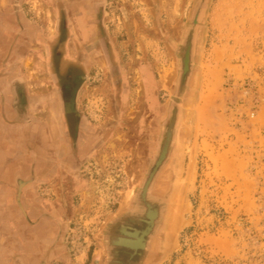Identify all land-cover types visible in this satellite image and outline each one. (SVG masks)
I'll use <instances>...</instances> for the list:
<instances>
[{"label":"rangeland","instance_id":"obj_1","mask_svg":"<svg viewBox=\"0 0 264 264\" xmlns=\"http://www.w3.org/2000/svg\"><path fill=\"white\" fill-rule=\"evenodd\" d=\"M80 1L23 0L24 39L17 51L10 48L13 64H20L13 76L25 77L28 95L34 93L30 126L10 127L15 171H45L53 137L43 118L73 116L63 107L55 73L66 80L73 70L84 78L82 138H107L80 178L69 170L76 181L65 200L77 208L67 235L74 264H104L103 234L142 190L151 149L139 139L153 90L162 115L176 103L179 122L168 163L174 176L162 175L150 191L168 203L155 239L163 249L145 264H264V0L210 1L188 87L179 85V55L197 0H87L81 11ZM81 16L90 31L79 27ZM9 30L0 32V58ZM152 118L150 110V125ZM68 129L72 134L73 125ZM67 135L62 149L72 155Z\"/></svg>","mask_w":264,"mask_h":264},{"label":"flooded vegetation","instance_id":"obj_2","mask_svg":"<svg viewBox=\"0 0 264 264\" xmlns=\"http://www.w3.org/2000/svg\"><path fill=\"white\" fill-rule=\"evenodd\" d=\"M10 3L11 0H2L1 8L8 7ZM87 3V0L78 2V9L84 10ZM11 5L15 6L14 0ZM95 9L99 10L96 4ZM78 25L87 29L88 26L93 28L90 20L82 16L78 20ZM2 74L0 72V78L4 79L7 72ZM54 77L58 84H62L60 91L63 107L73 116L63 120L50 118L48 115L43 118L45 121L43 130L53 137L51 142L49 141V148H46L45 171L36 173L32 170L31 174H27L25 170V174L22 175V169L16 170V179L20 182L12 184L10 191L6 192L4 205L0 207V264H74L67 235L77 208L73 202L67 203L65 200L69 194L70 196L74 194L76 181L68 176L71 174L69 170L79 177L85 163L97 154L98 148L107 143V138L98 140L97 136L93 135H89V139L82 138L86 121L79 104L80 88L84 78L79 77L73 70L64 74L66 80L58 73H55ZM12 80L18 87L17 95L12 102L17 112L15 121L29 127L32 123L33 102L28 95V82L23 76L19 78L12 76ZM149 94L146 101L148 105L143 109L141 137L139 136L142 147L149 151L151 149L148 174L142 190L132 200L130 209L120 219L111 222L106 230L110 254L107 257L105 255L104 264H144L147 256L155 257L163 249L162 240L159 245L155 239L160 232V224L165 222L168 203L157 196H152L150 191L156 190L162 175L170 173L174 176L175 167H168V163L175 146H172V143L176 134V103L171 102L162 115L156 91L153 90ZM53 106H56L57 111L54 112L56 115L59 105L54 103L51 107ZM150 110L153 112L152 125L149 119ZM70 124L74 130L72 134L68 129ZM64 129L68 132L67 145L72 148V155H67L62 149L67 140L64 137ZM150 132L152 142L149 141ZM31 133L32 129H28L25 135L31 136ZM42 139L45 140V137ZM134 142L135 140H132L129 144L133 147ZM50 158L55 160V164ZM60 164L69 165L67 166L69 169L61 170ZM172 184L173 177L168 183L169 191L172 190ZM38 187L45 188L46 192L40 194Z\"/></svg>","mask_w":264,"mask_h":264},{"label":"water","instance_id":"obj_3","mask_svg":"<svg viewBox=\"0 0 264 264\" xmlns=\"http://www.w3.org/2000/svg\"><path fill=\"white\" fill-rule=\"evenodd\" d=\"M14 1H15V6L12 5L13 12L10 15H4L0 13V16L8 24H9V21L12 20L13 21L12 28L17 29L16 33L14 34L12 32L7 33L8 41H10V43L8 42L9 43L8 47L9 46L10 47L9 48L6 47L5 50L2 51L6 53V55H4L6 57L0 58V62H1L0 71L7 72L3 81L0 82V91L1 93L3 92L2 94H0V98L1 99L4 98V102L8 104H10L7 100L8 97L15 98L17 95L16 92H17L18 87L16 86L15 81L12 80V76L14 75L15 69H19L18 67L20 65L18 64V62H14L16 63L15 64L16 67L18 65L17 68L14 67V64L12 62V57H10L11 52H12V51L10 52L11 50L10 48L11 46H13L14 49L16 50L22 42V39L19 38L20 37L19 31L22 29L20 28L21 26L20 19L22 18V7H21L22 5L21 4L23 0H14ZM210 1L211 0H197L194 6V9L191 13L190 20L188 22V28L182 40V48H184V51L180 52V55H179L180 69L182 71L180 79H179L180 86L184 84V86L188 87V84L191 79V75H193L192 72L195 68L196 59H197L196 56H197V46H198V41H199V35L201 32V27L203 23L205 22V17L208 12ZM65 24H66V21H65ZM39 36H40V41L46 38L43 34ZM33 94L34 93H32V91L29 92L30 96H33ZM2 106L3 104L0 102V115L1 114L3 115V112H2L3 110H1ZM176 118H177L176 127H178L179 109H177L176 111ZM15 125H22V124L20 122L14 121L12 122V125H10V127L15 126ZM176 127H175V130H176ZM10 132L12 133V131ZM174 143L175 141L172 143V146L174 145ZM12 159L13 158L11 157V160ZM12 162L14 163L15 161L13 160ZM17 182H20V181L17 180ZM23 186H24V183H23ZM19 192H21V190H19ZM119 217L117 219H119ZM101 244L104 248V252H105L104 254L106 255V257L109 256L110 252H109V246H108V234H103Z\"/></svg>","mask_w":264,"mask_h":264},{"label":"crops","instance_id":"obj_4","mask_svg":"<svg viewBox=\"0 0 264 264\" xmlns=\"http://www.w3.org/2000/svg\"><path fill=\"white\" fill-rule=\"evenodd\" d=\"M1 1L0 0V13L4 15H10L13 12L12 5H9L8 7H5L4 9L1 8ZM0 16V32L9 30L13 34L16 33L17 29L12 28L13 21H9V24ZM12 24H11V23ZM22 18L20 19L21 26L22 28L19 33H20V39H24V33L26 29H24V24H23ZM1 38V36H0ZM1 68V67H0ZM2 74V73H1ZM3 75V74H2ZM1 76V75H0ZM3 81L2 78H0V82ZM3 93V92H2ZM0 91V94H2ZM8 103L4 102V98H0V102L3 104L2 109L3 110V115H0V207L4 205L3 201L4 198L7 196H4V192H9L12 186V182H10L15 175V162L13 163V159L11 160V157L13 158V154L11 153L10 149V141H12V133L10 132V125H12V122L15 121L17 112L15 108L13 107V98L8 97ZM102 249L98 250V253L102 254ZM104 253V252H103ZM95 255V254H94ZM96 256H94L95 260Z\"/></svg>","mask_w":264,"mask_h":264}]
</instances>
